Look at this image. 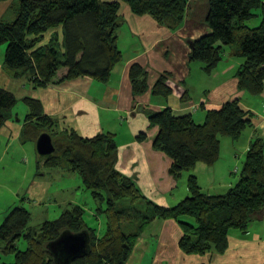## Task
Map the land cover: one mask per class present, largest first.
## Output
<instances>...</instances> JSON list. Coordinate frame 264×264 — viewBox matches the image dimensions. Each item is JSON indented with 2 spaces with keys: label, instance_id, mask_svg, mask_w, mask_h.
Listing matches in <instances>:
<instances>
[{
  "label": "trees",
  "instance_id": "trees-1",
  "mask_svg": "<svg viewBox=\"0 0 264 264\" xmlns=\"http://www.w3.org/2000/svg\"><path fill=\"white\" fill-rule=\"evenodd\" d=\"M10 0H0V6ZM121 2L136 16H151L160 26L177 31L183 27L189 0H13L12 22L0 20V46L6 45L4 69L14 79L27 77L34 89L53 83L62 69L61 80L89 77L104 84L123 61L118 45V29L124 23ZM261 17L258 27L248 22ZM206 25L211 33L190 41V62L203 64L211 76L224 59L226 48L243 60L237 73L240 91L251 96L264 93V0H209ZM63 29V44L55 37L40 47L45 34ZM129 78L135 96L151 91L158 98H169L171 74L159 75L152 87L148 72L140 64L130 68ZM11 91L0 87V131L11 120L18 105ZM28 115L22 131L23 143H36L49 134L56 151L39 157L47 171L62 170L77 174L83 187L97 203V212L107 221L104 236L85 223L86 208L70 203L59 218L39 227L30 226L31 212L15 207L0 228L6 251L15 254L12 264H57L49 244L65 232L85 233L90 239L88 253L72 264H127L136 243L155 219L175 220L183 231L179 247L188 256L222 255L229 248L232 232L245 234L256 220H264V137L255 135L241 172V179L223 195L205 193L196 176L187 181L189 196L174 207H163L141 193L136 182L118 172L116 135L104 133L92 138L74 129H59L55 119L46 116L42 102L25 98ZM152 126L159 128L154 147L173 161L171 174L180 178L199 163L214 166L221 157V140H239L254 127V115L244 110L238 100L206 113L198 124L192 116L177 117L171 109L148 112ZM145 134L138 140L144 141ZM1 150V147H0ZM27 241L21 251L17 242Z\"/></svg>",
  "mask_w": 264,
  "mask_h": 264
},
{
  "label": "crops",
  "instance_id": "crops-1",
  "mask_svg": "<svg viewBox=\"0 0 264 264\" xmlns=\"http://www.w3.org/2000/svg\"><path fill=\"white\" fill-rule=\"evenodd\" d=\"M102 1L114 3L119 0ZM12 3L13 0L4 3L5 11ZM208 10L209 0H189L183 27L171 31L160 26L151 16L134 15L129 5L121 2L120 15L124 23L117 35L123 61L114 68L106 84L89 77L61 82L67 74V70L62 69L53 83L36 90L27 77L14 79L1 67L0 82L5 85L0 87L14 93L19 103L11 120L0 131V147L2 142L5 143L0 162L11 151L18 153L19 158L26 155L27 143H23L21 135L29 110L23 99L31 97L42 102L46 116L60 119L59 129H74L85 138L115 134L118 144L116 168L136 182L147 200L163 207L176 206L189 196L187 181L191 175L196 176L207 194L223 195L228 192L241 179L232 178L233 174L240 173L237 166L233 168L238 155L234 157L232 152L228 158L222 155L211 167L199 163L194 170L176 178L170 172L172 159L154 147L159 128L151 125L148 115L150 111L171 109L177 117L192 116L198 124H203L208 111L218 110L224 104L238 100L244 110L254 115V127L245 131L248 136L243 165L255 135L264 137V93L260 96L263 102L254 105L249 103L250 96L238 87L237 73L243 60L233 57L226 50L223 61L211 76L205 74L203 64L190 62L189 42L211 33L206 25ZM1 14L0 18L5 12ZM55 37L58 45H62V28L46 33L40 47L48 46ZM134 64L146 69L150 87L160 74L170 73L169 85L173 94L166 99L153 96L151 91L135 96L129 78ZM141 134L146 135L144 141L138 140ZM37 169L45 170L43 176L76 180L74 174L66 171H47L39 158ZM57 182L55 180L54 186L49 188L48 182H42L41 186L29 192L30 202L53 203L60 208H67L70 203L84 206L74 197L76 191H82L80 183L78 186L71 185L73 187L69 185L65 189L67 192L62 188L58 192ZM51 189L53 194L49 200L46 196L51 194ZM60 193L68 195L67 199H55L54 196ZM182 236L183 231L177 221L155 219L139 238L127 264H144L146 260L148 264H264V220L254 221L245 234L232 232L229 248L222 255L188 256L179 247Z\"/></svg>",
  "mask_w": 264,
  "mask_h": 264
},
{
  "label": "rangeland",
  "instance_id": "rangeland-1",
  "mask_svg": "<svg viewBox=\"0 0 264 264\" xmlns=\"http://www.w3.org/2000/svg\"><path fill=\"white\" fill-rule=\"evenodd\" d=\"M5 6V4H2L0 6V16L2 15L1 13L5 12L0 20L4 18V21L12 22L15 19V12L13 11V9H10L8 11V8L5 11ZM260 24L261 17H257L248 22V26L250 28L258 27ZM6 48V45L0 46V68L3 67V69ZM226 50L228 53L232 52L228 47L226 48ZM237 59L241 60L240 58ZM0 85L4 86L5 84H3V82H0ZM249 96V103L255 105L256 103L263 102V98H260V96ZM247 136L248 132H245L237 141H232V139L230 138H222L221 140V157L223 155V157L228 158L230 152L235 154L234 157H236V155L239 156V158L234 161L233 168L237 166L240 170V173L235 175L233 174V179H239V177H241V169L245 158L243 155L246 147ZM36 143H27V145L25 146V156H21L19 158L18 153H16L15 151H11L10 154H8V156L6 157L4 156L0 162V228L4 224L7 216L15 207H24L31 212L32 220L30 226L32 228L39 227L46 221H53L59 218L65 208H60L53 203H32L30 202L29 193L30 191L36 189L37 186H41L42 182H48L49 188L54 186L55 180H58V192L61 191V188L62 190L64 189V191L67 192V190L65 189L68 188L69 185L78 186L79 183L82 185V191H76L74 197H76L78 201L86 208L87 215L85 216V223L91 229L95 230L98 236H104L107 231L106 218L103 214L97 212L96 209L98 205L93 199L91 192L83 187L82 180L79 175L74 174L76 178L75 181H73V179L59 180L50 175L43 176V174H45V170L42 171L41 169H37V158H39V155L37 153ZM4 147L5 143L2 142L0 157L1 154H3ZM50 193L51 194L46 196L49 200L52 199L53 189H51ZM54 197L55 199L63 198L64 200H66L68 195L60 193L55 195ZM6 247V243L0 239V264H12L16 260L15 254L7 252ZM17 248H19L21 251L27 250V241L24 239L18 241ZM144 264H148L147 260L144 262Z\"/></svg>",
  "mask_w": 264,
  "mask_h": 264
},
{
  "label": "water",
  "instance_id": "water-1",
  "mask_svg": "<svg viewBox=\"0 0 264 264\" xmlns=\"http://www.w3.org/2000/svg\"><path fill=\"white\" fill-rule=\"evenodd\" d=\"M36 146L40 157L50 156L56 151L53 139L49 134L41 135ZM89 243L90 239L85 233L65 232L48 247L54 254L57 264H72L75 259L88 253Z\"/></svg>",
  "mask_w": 264,
  "mask_h": 264
}]
</instances>
